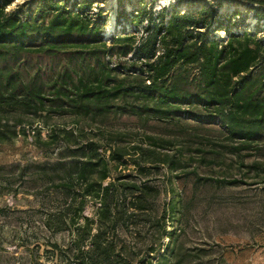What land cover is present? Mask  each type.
Wrapping results in <instances>:
<instances>
[{
  "label": "trees",
  "instance_id": "obj_1",
  "mask_svg": "<svg viewBox=\"0 0 264 264\" xmlns=\"http://www.w3.org/2000/svg\"><path fill=\"white\" fill-rule=\"evenodd\" d=\"M33 1L40 22L36 21V13L33 18L30 14L21 18V8L26 4L6 11L10 0H0V56H17L40 38L44 39L42 42L58 43L61 37L83 34V30L89 25L92 28L100 19L103 9L99 3L106 0ZM183 1L186 0H177L170 10L163 8L156 15L143 0L130 14L123 9L116 12L117 23L128 16L134 27L145 22L142 26L145 35L137 45L135 35H127L124 28L110 37L109 50L122 43L117 46L120 53L123 56L132 53L129 76L107 83L106 78L91 81L83 77L76 91L58 85L49 98H45L41 86L21 85L13 80L8 94L0 92V109L24 111L32 107L39 111L48 101L61 114L65 113L61 111L63 107H69L76 115H87L97 105L100 111L115 108L147 114L172 123L182 133L194 126H217L226 143L208 142L211 145L208 152L214 159L222 152L243 158L250 150L264 159V0H188L190 6L182 12L178 6ZM94 3L95 14L88 9ZM224 3L246 5L257 24L243 32L232 31L227 27L232 25L227 24L230 21L224 22L225 15L216 9V5ZM238 12L237 8L231 14L239 15ZM245 18L246 14L237 21L233 18V23L240 27ZM222 27L225 38L215 34ZM100 28L94 29L102 39ZM106 31L110 34L111 27ZM108 85L109 88H104ZM7 129H0V143L13 139L15 131L11 134ZM78 131L51 127L46 138L38 131L33 142L39 151L43 147L52 151L62 149L59 153H63L60 164L64 175L58 178L56 188L64 201L63 212L74 205L78 212L72 220L75 228L72 246L67 251L69 263L182 264L183 256L176 255L174 250L165 252L163 243V238L172 236L166 228L169 213L176 208L174 203H165L159 210L157 200L161 192L149 179L137 180L131 174L117 181L110 178L112 168L129 161L142 175L158 163L173 170L180 167V162L143 144L111 148L91 138L81 140ZM203 137L210 136L203 134ZM261 164L253 162L252 167L259 169ZM51 169L42 165L41 175L54 182L55 168ZM88 200L99 203L90 217L82 214ZM53 247L59 249L56 244Z\"/></svg>",
  "mask_w": 264,
  "mask_h": 264
},
{
  "label": "rangeland",
  "instance_id": "obj_2",
  "mask_svg": "<svg viewBox=\"0 0 264 264\" xmlns=\"http://www.w3.org/2000/svg\"><path fill=\"white\" fill-rule=\"evenodd\" d=\"M25 1L10 0L5 10L26 4L20 16L30 14L33 18L36 2ZM139 1L106 0L99 3L103 9L100 19L92 28L89 25L83 30V34L61 37L58 43L42 42L44 39L40 38L17 56H0V92L8 94L15 80L21 85L41 86L43 95L49 98L58 85L76 91L83 77L91 81L106 78L107 83L129 76L132 53L123 56L117 47L122 43H117L113 50L108 48L111 35L120 33L123 28L127 35H135V45L145 35L142 30L145 22L134 27L129 16L120 19V23L115 20L117 11L123 9L130 14ZM143 1L154 15L163 8L170 10L177 2ZM189 6L188 0L183 1L178 10L184 12ZM237 8L239 15H232ZM88 9L95 14L96 3ZM216 9L225 15L224 22L230 21L227 24L232 25L227 27L232 31L243 32L257 24L253 12L244 4L224 3L216 5ZM245 14L244 24L237 27L233 20ZM228 16L231 18L227 19ZM35 17L40 22L38 13ZM91 18L96 20L95 16ZM100 26L102 39L94 29ZM110 27L108 34L106 30ZM215 34L225 38V28ZM56 108L45 101V107L39 111L32 107L24 111L0 109V129L6 130L8 126L7 133L15 131L11 141L0 143V264H70L67 251L74 236L72 220L78 212L76 205L63 212L64 201L56 188L58 178L64 175L60 164L63 153H59L62 149L52 151L43 147L39 151L33 144L38 131L46 138L51 127L76 128L81 140L91 138L111 148L117 145L130 148L133 144L151 146L180 162V167L173 170L158 163L142 175L129 161L112 168L110 178L117 181L131 174L137 180L149 179L161 192L157 200L159 210L165 203H174L176 208L169 213L166 228L172 236L163 238V243L165 252L174 250L176 255L183 256L182 264H264V159L256 157L255 151H248L243 158L222 152L214 159L208 152L211 148L208 142L225 141L217 126H194L182 133L172 123L158 121L147 114L115 108L100 111L98 105L87 115H76L69 107H63L61 111L65 113L61 114ZM256 161L262 163L259 169L252 167ZM42 165L50 170L55 168L54 182L41 175ZM197 178L202 179L195 184ZM98 205V202L86 201L82 214L90 217ZM54 244L59 249H55Z\"/></svg>",
  "mask_w": 264,
  "mask_h": 264
}]
</instances>
